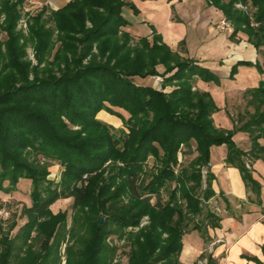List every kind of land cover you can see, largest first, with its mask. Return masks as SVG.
<instances>
[{
  "label": "trees",
  "instance_id": "16d2710c",
  "mask_svg": "<svg viewBox=\"0 0 264 264\" xmlns=\"http://www.w3.org/2000/svg\"><path fill=\"white\" fill-rule=\"evenodd\" d=\"M206 2L231 23V39L243 34L253 44L263 59L256 67L264 74V0ZM238 3L254 11L238 10ZM25 4L0 0V31L7 37L0 40V191L11 193L20 180H30L32 204L23 208L27 222L15 235L17 222L6 232L0 224V264H62L61 247L71 234L76 243L67 248L66 264H124L114 263L121 247L108 242L111 235L130 248L125 264H181L187 234L195 230L207 239L210 229L220 227L214 212L198 218L203 203L216 195L212 147L226 145L227 163L245 180L252 175L243 157L264 161V80L249 90L256 107L251 119L225 130L213 119L218 107L210 92L192 89L198 79L208 84L220 78L174 51L155 30L138 40L124 31L129 22L122 11L131 3L73 0L60 11L44 6L28 17V35L18 28ZM29 44L36 66L27 59ZM159 65L169 75L164 87L175 88L170 93L136 83L160 76ZM102 111L118 116L123 127L117 132L99 121ZM241 131L250 133V153L234 143ZM195 152L177 172L179 154ZM151 157L157 171L149 174ZM53 162L64 167L58 183L48 179ZM202 168L207 187L200 196ZM173 182L177 187L168 189L163 203L162 191ZM61 199L73 200L71 229L67 211L51 213ZM144 216L150 225L129 233ZM208 264L215 262L209 258Z\"/></svg>",
  "mask_w": 264,
  "mask_h": 264
},
{
  "label": "crops",
  "instance_id": "0c3cea01",
  "mask_svg": "<svg viewBox=\"0 0 264 264\" xmlns=\"http://www.w3.org/2000/svg\"><path fill=\"white\" fill-rule=\"evenodd\" d=\"M71 1L73 0H26L25 6L31 4L34 8L41 9L46 6L51 10L60 11ZM126 2L131 3L133 7L123 8L122 15L129 22L124 31L137 40L144 36L151 37L155 30L174 51H177L176 47L178 50L181 48L182 56L195 60L197 57L193 54V48L188 50L186 43L189 37L187 27L191 23H196L194 26L199 28V32L207 31L208 37L212 38L208 41V52L216 51L228 40L217 25L224 18L222 12L209 6L206 0ZM206 53H201L200 56ZM162 69L163 66L159 71ZM201 85L208 91L207 84ZM244 137L241 134L235 135L234 143L240 147L239 142H243ZM213 148L215 147L211 149L212 156ZM242 150L246 154L250 151L248 148ZM243 160L252 175L251 180H245L239 168L228 164L226 160L216 163L211 159V172L216 177L212 186L216 195L209 203L213 212L220 218V227L210 229L207 239L195 230L187 234L184 237L181 264H196L200 260H203L201 264H208L209 258L214 260L215 264H264V161L254 157L250 160L243 157Z\"/></svg>",
  "mask_w": 264,
  "mask_h": 264
},
{
  "label": "rangeland",
  "instance_id": "374dc122",
  "mask_svg": "<svg viewBox=\"0 0 264 264\" xmlns=\"http://www.w3.org/2000/svg\"><path fill=\"white\" fill-rule=\"evenodd\" d=\"M35 6V5H34ZM25 10H23V17L19 23V30H22L25 35H28V24L27 27L25 26L24 23H22V20H28V17L31 15H35L37 11L41 10V7H36L34 8L31 4H27L25 6ZM236 8L238 10L242 11H250L253 12L254 10L251 8V5L249 7L244 6L241 3L236 4ZM223 14V13H222ZM224 17V15H223ZM225 18V17H224ZM223 18V19H224ZM4 20V17L2 18V22ZM194 22V21H193ZM215 23V20L213 21V24ZM196 24V23H195ZM195 24L191 23L187 29L189 32V37L187 39V45H188V50H191L193 48L194 56L197 57L196 60L198 63L205 67L210 69L212 72H214L219 78V82H211L208 83L207 89L208 92H210L212 98L214 99L218 111L215 113V116L213 117L217 127L218 125L225 129V130H236L239 128H242L246 122H248L251 119V115L256 112V107L254 105H251V100H252V95L249 90L255 89L258 87L260 82L264 80V74L258 70L256 67V62L257 60L263 62L260 57V55L257 53V50L253 46V44H250L248 41V38L244 36L243 34H239L236 40H233L230 38V35L232 33V25L230 24V28L227 30H222L219 29L220 32H223L222 34L225 33L226 37L228 38L226 44L220 45L216 51H211L208 52L206 49H208V41H211V39L208 37V32H199V28L194 26ZM218 25V24H217ZM216 25V26H217ZM215 26V27H216ZM6 34L4 32L0 31V40L4 41L6 40ZM214 43V42H212ZM180 48V47H179ZM177 51H181L183 53L182 49L176 47ZM207 53H206V52ZM35 49L32 44H29L27 47V59L32 63L33 66H36L38 64L35 56ZM201 53H206L204 58L203 56H200ZM184 57V56H183ZM188 58V57H184ZM242 62H250L253 65H246L243 64ZM161 66L159 65V68ZM233 68H236L234 75L232 77V71ZM217 71V73H216ZM160 76L164 78L165 76L168 77L169 75H163L165 73V68L161 71H159ZM137 84H144L147 86H152L154 89L158 91H162L164 93H170L172 92L175 88L173 86H167L164 87V83L159 85L156 83L154 80V77H151L145 81L142 80H136ZM203 81L198 79L195 82L194 88H192L194 91L196 90H203L206 91L202 85ZM118 111V109H115ZM262 111H264V106L262 107ZM120 112V111H118ZM228 113L230 115H228ZM127 116V115H125ZM231 116V117H229ZM97 118L99 121H102L113 128H115L118 132L119 129L123 127V121L119 119L118 116L111 115L107 111H102ZM237 134H241L244 137L243 142L240 143V147H238L240 150L244 148L250 149L248 153L251 152L252 147H253V142L250 137L249 132H237ZM235 141V140H234ZM262 142L261 144L264 145V140L260 141ZM237 145V144H236ZM194 147H196V144H193ZM243 151V150H242ZM213 156L211 154V159L214 160V162H222L224 160H227L229 149L228 147H215L212 150ZM244 152V151H243ZM197 156V153L195 152L194 154L186 155L184 156L182 153L179 154V167L178 171L180 168L183 167H188L191 164V161H193ZM247 157L248 160L252 159L253 156L247 155L244 156ZM247 160V161H248ZM43 162H47L45 159H42ZM111 162L107 163L106 166H110ZM118 166H123L120 162H118ZM147 171L149 174H152V172H156V161L153 157L150 158V161L147 166ZM51 175L49 176L48 179L52 180L55 183H58L61 181L62 174L64 172V167L61 166L57 162H53L51 168ZM207 170L202 168V173H203V180H204V185L203 189L199 191V195L202 196L204 195L206 190V182H205V177L207 175ZM109 174V171L107 170L105 173V177H107ZM177 187V183L173 182L172 184L166 186V189H163L162 191V200L163 203H167L169 201V192L168 189L174 190ZM32 191V182L30 180H20L16 191H13L11 193H4L0 191V224L2 225L3 229L5 232L8 230L9 226L13 222H17L18 226L17 228L11 233V236L15 235L18 231V229L23 226L27 222L26 217H22V210L26 206H31V194ZM152 204L155 205L156 199H153ZM128 203V199L125 198L124 204ZM184 203V202H180ZM72 204L73 200L72 199H61L58 202L54 204V206L51 207V213L53 215H58L59 213L67 211L68 217V228L71 229L73 226L74 222V213L72 209ZM203 205L205 208L203 209V215L198 217L201 220L203 216L207 215L208 212H213L212 206L210 203L204 202ZM184 208H186V203L183 204ZM186 210V209H185ZM150 216H144L141 220V223L139 227H131L127 231L129 233H135L138 232L141 228H144L148 225H150ZM192 228V227H190ZM108 242L110 244H117L120 246V250L118 251V256L117 259L114 263H117V261H120L122 263H127L128 262V252L130 251V248L127 245V242L125 239L120 240L117 236L111 235L108 239ZM76 243V239L72 237V234L68 236L66 243L61 247V256H62V264H66L67 260V248L70 245H74ZM200 260L198 261L197 264H201Z\"/></svg>",
  "mask_w": 264,
  "mask_h": 264
},
{
  "label": "built area",
  "instance_id": "2783aa9c",
  "mask_svg": "<svg viewBox=\"0 0 264 264\" xmlns=\"http://www.w3.org/2000/svg\"><path fill=\"white\" fill-rule=\"evenodd\" d=\"M22 23H24L25 24V26L27 27V22H26V20H22ZM218 28L219 29H222V30H228L229 28H230V24H229V22L224 18V19H222L220 22H219V24H218ZM154 80L156 81V83L157 84H159V85H161V84H163L164 83V78L163 77H161V76H155L154 77ZM262 218H263V220H264V213H263V215H262Z\"/></svg>",
  "mask_w": 264,
  "mask_h": 264
},
{
  "label": "water",
  "instance_id": "95a60500",
  "mask_svg": "<svg viewBox=\"0 0 264 264\" xmlns=\"http://www.w3.org/2000/svg\"><path fill=\"white\" fill-rule=\"evenodd\" d=\"M103 220H104V219L102 218V219H101V223H103Z\"/></svg>",
  "mask_w": 264,
  "mask_h": 264
}]
</instances>
